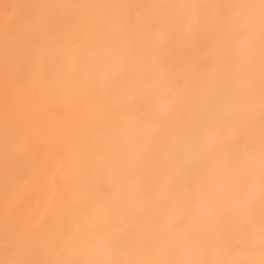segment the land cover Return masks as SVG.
Listing matches in <instances>:
<instances>
[{
	"label": "bare ground",
	"instance_id": "obj_1",
	"mask_svg": "<svg viewBox=\"0 0 264 264\" xmlns=\"http://www.w3.org/2000/svg\"><path fill=\"white\" fill-rule=\"evenodd\" d=\"M0 264H264V0H0Z\"/></svg>",
	"mask_w": 264,
	"mask_h": 264
}]
</instances>
